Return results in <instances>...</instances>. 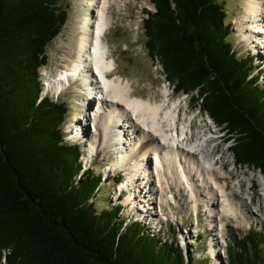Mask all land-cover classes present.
I'll return each mask as SVG.
<instances>
[{
    "label": "trees",
    "instance_id": "16d2710c",
    "mask_svg": "<svg viewBox=\"0 0 264 264\" xmlns=\"http://www.w3.org/2000/svg\"><path fill=\"white\" fill-rule=\"evenodd\" d=\"M151 2L148 49L178 91L198 89L194 104L235 138L236 161L264 175L261 72L229 41L224 7ZM68 16L58 0H0V255L8 251L7 264H205L162 242L146 221L122 218L120 204L97 210L92 197L104 176L81 172L82 145L64 132L71 104L41 98L47 47ZM234 238L228 264H264L262 232Z\"/></svg>",
    "mask_w": 264,
    "mask_h": 264
},
{
    "label": "bare ground",
    "instance_id": "6f19581e",
    "mask_svg": "<svg viewBox=\"0 0 264 264\" xmlns=\"http://www.w3.org/2000/svg\"><path fill=\"white\" fill-rule=\"evenodd\" d=\"M81 1L82 4L86 3L83 6L80 4L82 13L76 16L77 19L68 30L70 48L56 62L61 65V69L57 74L46 71L47 76L43 77L47 92L59 93L67 84L82 81L89 93H93V99L98 101L100 96L92 115L93 131L88 143H85L86 156H82L81 160L85 164L86 160L105 147L115 153L109 167L122 170L124 179L116 185L117 195L111 205L121 204L128 221H146L152 228H161L162 225L157 222L161 219L160 222H164L166 228L168 218L174 215L179 203L184 200L191 209L190 214L196 219L194 225L197 227L198 214L204 213L201 208L205 201L209 222L216 225L217 229L216 237L210 241L212 263L223 264L218 251L224 249L223 254L226 256V240H223L226 225L223 218L230 216L237 220L243 213L247 225L252 220L264 224V218L245 189L228 188L232 171L215 157L218 145L214 144L215 139L210 140L222 133L220 128L215 122L210 127L202 120L207 129L201 125L204 129L200 130L193 124L191 115L188 114V117L185 112L182 114L186 116L184 118L179 114L181 104L173 101L176 86L168 78L158 57L155 62L159 64L155 70L161 78L159 103L133 97L132 83L121 75L115 73L110 77L109 73L116 68V60L111 54L107 32L115 23V7H119L121 0ZM146 15L148 18V13ZM238 22L237 29L242 40L250 43L254 49L264 44V0H245L244 11ZM82 100L85 102L86 98ZM79 119L81 121V117ZM75 126L82 131L77 130L81 136L88 130L84 122L80 127L78 124ZM224 130L225 136L221 139L231 142L227 149H233L235 138L231 137L227 128ZM121 195H124L123 202ZM147 203L151 204V211L155 210L153 221L149 217ZM179 216H175V219L179 218L178 223L183 225V213ZM195 230L198 234V230ZM166 239V242L173 241V238ZM181 246L187 248L188 245L184 243Z\"/></svg>",
    "mask_w": 264,
    "mask_h": 264
},
{
    "label": "rangeland",
    "instance_id": "374dc122",
    "mask_svg": "<svg viewBox=\"0 0 264 264\" xmlns=\"http://www.w3.org/2000/svg\"><path fill=\"white\" fill-rule=\"evenodd\" d=\"M217 1L222 5V7H224L226 11V23L231 29V33L228 39L231 42L234 49L236 50L238 56L243 58H245L246 56L253 57L256 66H258L257 64H259V66L261 65L260 70L262 74L260 77V82L262 88L264 89V44L262 46H259L257 49L252 48L250 43H247L246 41L240 38L237 29L239 28V24H238L239 17L242 15L244 11L245 0H217ZM58 2L63 7L68 8L69 16L61 32L51 41V43L47 47V54L49 56V61L47 65L41 68L40 71L41 82L42 79L43 81L45 80L43 78V74L46 71H48V73L50 74H57L60 71L61 65L56 64V62H58L59 58L64 55V52H66L68 48H70L69 39H68V30L70 29V25H72L73 21L77 19L76 16L82 13L81 7L83 6V4L84 5L86 4L85 2H83L82 4L81 0H58ZM80 4H82V6ZM153 5L154 4L151 2V0H121L119 7H115V12H114L115 23L111 27L109 32H107V38L109 40L111 54L116 60V68L109 73V76L112 77L116 73L121 75L124 79L126 78L127 80H129L132 83L131 85H132L133 93L131 92V95L133 97L134 96L142 97L152 102L157 101L159 103L158 99H161V94H160L161 78L156 73L155 70V66L159 63L155 62L156 57L153 56L155 53H151L150 50L148 49L147 34L144 33V31L146 30L144 29L143 26L144 21L143 19H140V14L142 10H143L144 18H147V15L144 11L145 7H149L151 11H155L154 10L155 7ZM161 59L162 57L160 58V61L163 65V68L165 69V66L163 64L164 62ZM255 71L257 72V67L255 68ZM172 83L176 86L177 82L172 80ZM83 88L84 87H81L80 81L78 82L76 81L73 83V85L68 86L67 89L64 90L58 96L59 98L68 100V103L71 104L70 105L71 112L69 111L67 123L64 125V132H66L67 128L69 127L68 129L72 130L71 134L73 133L77 134L78 133L76 131L77 126H75V124L80 125L79 123H77L80 121L79 117L83 119L85 116H87L85 112L81 111L78 105V102H80V100H82L84 96ZM197 91L198 89L191 90L190 92H186L183 90L178 91L176 89V92L173 93V101H179V105L181 104L179 114L182 115L183 113L185 114L186 112L187 113L186 116L189 117V115H191L194 119L193 124L199 127L200 130L204 129L201 127V125H204L202 123V120L210 124V127L214 125V122L217 124V126L220 128L222 133L218 134L217 137L213 136L212 138H210V140L215 139L214 144L218 145V149H216L217 154H215V157L219 159L220 162L228 165L229 169L232 171L231 173L232 177L229 179L228 188L233 189V187L235 188L242 187L243 189H245L247 193L253 197L254 206L259 210L258 212L264 218L263 173L261 172L260 168L254 165L243 162H240L239 164V161H237L238 163L235 161L236 155L233 149L231 148L227 149V147L231 144V142L227 143L226 140L221 139V137L225 136L224 133L225 128L222 129L223 126L218 124V122L209 113H207V111H204V109L203 110L200 109L201 105L199 104V101L198 103L194 104L195 102L194 98L199 97ZM48 95L55 98L54 100L58 98L56 97L57 93L51 91L48 92ZM84 98H86V96H84ZM199 100H201L200 97ZM186 116H184V118ZM83 122L86 128L88 127V130L86 129L87 130L86 135L83 137H77L78 135L74 136L73 134L72 138L78 139V141L84 143L82 145L83 148L82 152H83V156H86L87 147H85L86 145L85 143L90 139L92 134L91 132L93 131V127L86 121L83 120L80 121V123ZM72 125L74 127H72ZM205 126L206 125H204V127ZM205 128L207 129V127ZM78 129L79 128H77V130ZM79 131L82 132L80 129ZM83 146L85 147V149ZM224 150L226 154L225 153L223 154ZM114 158H115V153H113V151H111L110 148L105 147L101 151L99 150L97 155H93L88 160H86L87 170L91 172V174L100 175V173H104L105 175H108L106 179L107 181L105 180L106 184H104L102 188L98 189L95 192L94 196L92 197V200H94L95 206L98 211H102L105 208H111L110 207L111 204L114 203L116 199L117 186H116V182L112 180V176H115L114 174H117L116 176L119 177L123 174H122V170L118 171L116 167L115 168L113 166L109 167L110 163L114 161ZM106 167L107 169L104 170V168ZM77 178H80V175H78ZM123 179L124 176L122 177V180ZM241 183L244 185H242ZM251 186H253V188ZM249 187H251L252 189ZM127 200H131V199H127ZM121 202H123V199H121ZM147 204H148L147 211L149 217L153 221L155 210L153 209V211H151V209L149 208L151 204L149 203ZM205 204L206 202L203 201L201 211L203 210L204 213L202 215L198 214L199 225L197 227L194 225L196 219H194L192 213L190 214L191 209L188 207L187 203H185V201L182 200V203L181 204L179 203V209H177L178 211L176 210L174 212V215L168 218L166 228H164L165 223L160 222L161 219L160 220L158 219L157 222L159 221L162 227L161 228L156 227L159 230H157L155 227L154 228L148 227V230L150 233H156L164 243L167 240L166 238H168V240L173 238L174 246L178 245L181 248H183L185 254L186 255L191 254V257H194L195 261H202L205 264H213L212 263L213 257L210 254L209 249H210L211 238L216 237L217 234L215 233L217 229H216V225H213L209 222L210 220L209 213H206L208 206L205 208ZM181 213H183L184 216L183 225H180L178 223V220L180 218L179 215H181ZM124 215H125V211L122 210L121 217L125 219ZM175 216L179 217L178 220L175 219ZM239 216L240 218L238 217L237 220H235L236 219L235 217H230V216L223 218V220L225 219V225H226V228L224 230L225 232L223 234V240L224 239L226 240L224 241L226 243L225 245L226 254L228 253V249L230 247L236 249V246L234 245L235 236H238L240 239H245L248 236V234L251 233V231L252 232L254 231L256 233L262 232L264 234V224H262L261 222L256 223L254 222L255 220H252L251 223L247 225L246 216L243 213H241ZM195 229L198 230L197 231L198 234H196ZM170 243L171 242H169V244ZM184 243L185 245H188L187 248L181 246ZM194 244L195 247H193ZM261 247L264 255V243L261 245ZM218 251L220 252L222 263L228 264V256L226 254H225L226 256H224L223 254L224 249L221 251L218 249ZM7 254L8 251L6 250V252H4L3 255H0V264H7Z\"/></svg>",
    "mask_w": 264,
    "mask_h": 264
},
{
    "label": "built area",
    "instance_id": "2783aa9c",
    "mask_svg": "<svg viewBox=\"0 0 264 264\" xmlns=\"http://www.w3.org/2000/svg\"><path fill=\"white\" fill-rule=\"evenodd\" d=\"M140 19H143V21L145 22V20H144V16H143V10H142V12H141V14H140Z\"/></svg>",
    "mask_w": 264,
    "mask_h": 264
}]
</instances>
